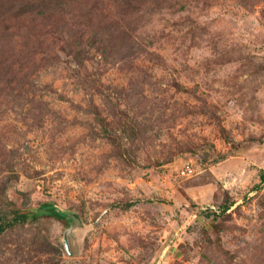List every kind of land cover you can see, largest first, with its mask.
I'll list each match as a JSON object with an SVG mask.
<instances>
[{
	"label": "rangeland",
	"instance_id": "374dc122",
	"mask_svg": "<svg viewBox=\"0 0 264 264\" xmlns=\"http://www.w3.org/2000/svg\"><path fill=\"white\" fill-rule=\"evenodd\" d=\"M0 221V264H264V0H0Z\"/></svg>",
	"mask_w": 264,
	"mask_h": 264
},
{
	"label": "trees",
	"instance_id": "16d2710c",
	"mask_svg": "<svg viewBox=\"0 0 264 264\" xmlns=\"http://www.w3.org/2000/svg\"><path fill=\"white\" fill-rule=\"evenodd\" d=\"M51 214V215H55L61 219H67L66 215L61 214L58 212V210L56 209V205L52 204V203H43L41 204V206H39L37 208V210L33 213L34 217H37L39 215L42 214ZM28 214L27 213H21L20 215H18V217H16L15 220H17V218L23 219V218H28ZM10 224V223H9ZM5 229V222L0 221V233Z\"/></svg>",
	"mask_w": 264,
	"mask_h": 264
}]
</instances>
